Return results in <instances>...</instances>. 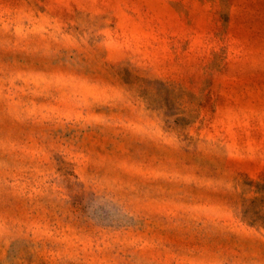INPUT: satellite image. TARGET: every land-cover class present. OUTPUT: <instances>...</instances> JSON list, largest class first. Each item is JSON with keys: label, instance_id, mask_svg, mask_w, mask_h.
Listing matches in <instances>:
<instances>
[{"label": "rangeland", "instance_id": "rangeland-1", "mask_svg": "<svg viewBox=\"0 0 264 264\" xmlns=\"http://www.w3.org/2000/svg\"><path fill=\"white\" fill-rule=\"evenodd\" d=\"M0 264H264V0H0Z\"/></svg>", "mask_w": 264, "mask_h": 264}]
</instances>
